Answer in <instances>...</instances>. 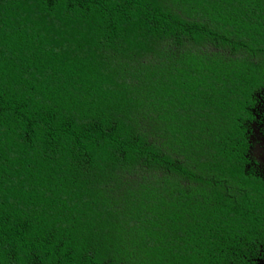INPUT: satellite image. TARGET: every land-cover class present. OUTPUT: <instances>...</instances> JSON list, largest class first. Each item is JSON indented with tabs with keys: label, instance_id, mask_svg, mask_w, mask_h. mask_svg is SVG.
<instances>
[{
	"label": "trees",
	"instance_id": "1",
	"mask_svg": "<svg viewBox=\"0 0 264 264\" xmlns=\"http://www.w3.org/2000/svg\"><path fill=\"white\" fill-rule=\"evenodd\" d=\"M254 120L264 0H0V264H252Z\"/></svg>",
	"mask_w": 264,
	"mask_h": 264
},
{
	"label": "flooded vegetation",
	"instance_id": "2",
	"mask_svg": "<svg viewBox=\"0 0 264 264\" xmlns=\"http://www.w3.org/2000/svg\"><path fill=\"white\" fill-rule=\"evenodd\" d=\"M259 112L261 113L262 109ZM250 126L248 154L251 159L249 164L253 165L255 172L264 177V123H257L254 120ZM250 261L252 264H264V246L259 245L257 253L251 257Z\"/></svg>",
	"mask_w": 264,
	"mask_h": 264
},
{
	"label": "rangeland",
	"instance_id": "3",
	"mask_svg": "<svg viewBox=\"0 0 264 264\" xmlns=\"http://www.w3.org/2000/svg\"><path fill=\"white\" fill-rule=\"evenodd\" d=\"M201 50H203V51H206L207 50L208 52H215V51H217L216 49L212 48L211 46L202 47ZM220 52H223V51H220ZM138 118H139V124H140V126L143 127L144 130H146L148 137L149 138H152L154 136V133H149V131H151V130H152L151 132H154V131H153V128L151 130H149L150 129V125H148L147 118L146 117H141L140 115L138 116ZM138 177H137V175L132 174V175H129V176H124L123 179H125V180H131V182H134V183L136 182L137 183L138 181H140ZM144 177L146 178V177H150V176L144 175Z\"/></svg>",
	"mask_w": 264,
	"mask_h": 264
}]
</instances>
